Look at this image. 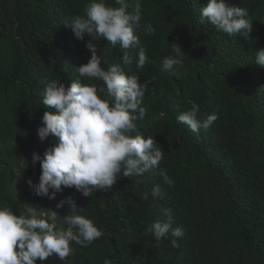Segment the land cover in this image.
<instances>
[{"label":"trees","instance_id":"16d2710c","mask_svg":"<svg viewBox=\"0 0 264 264\" xmlns=\"http://www.w3.org/2000/svg\"><path fill=\"white\" fill-rule=\"evenodd\" d=\"M126 2L129 12L140 4L134 26L140 45L124 50L100 38L97 54L103 68L120 64L141 83L151 81L142 104L145 117L131 134L154 138L163 151L160 167L173 185L149 171L121 176L90 198L74 187L62 186L52 200L32 192L27 181L36 183L41 174L32 153L43 156L56 142L37 135L44 111H52L41 92L50 80L66 87L74 80L98 88L103 83L78 72L90 59L91 37L80 41L63 25L71 16H84L88 0H0V207L19 215L27 202L64 215L68 205L56 206L72 196L103 235L87 247L73 242L67 264H264V69L255 64V52L264 48V0H226L248 9L253 30L247 40L200 22L208 0ZM107 3L119 7L115 0ZM148 22L153 35L145 34ZM174 43L183 66L165 71L162 60L175 55ZM140 47L148 56L142 69L136 65ZM124 51L132 63H122ZM189 100L199 105L201 118L215 112L218 120L199 133L177 122L191 108ZM157 184L162 198L152 196ZM167 208L173 227L184 232L176 248L171 237L156 241L144 235L151 223L166 219ZM44 264L56 262L48 258Z\"/></svg>","mask_w":264,"mask_h":264},{"label":"clouds","instance_id":"9594fccd","mask_svg":"<svg viewBox=\"0 0 264 264\" xmlns=\"http://www.w3.org/2000/svg\"><path fill=\"white\" fill-rule=\"evenodd\" d=\"M115 3L119 7L109 6L107 0H88L84 16L74 15L63 23L78 40L85 41L86 34L91 37L86 41L90 59L78 67V72L80 77L101 81L103 86L98 88L95 83L74 80L66 87L62 82L50 80L41 92L43 105L52 111H44L37 135L41 141L51 136L56 142L43 156L36 151L32 153V165L39 162L41 174L38 182L29 179L27 183L37 196L52 200L63 191V186L74 187L90 198L93 193L110 190L121 176L131 178L149 171L161 176L169 186L174 183L160 167L163 151L154 138L131 134L136 130V122L145 117L142 104L151 81L141 83L136 74L127 75L120 64L105 69L97 54L95 42L100 38L124 50L140 45L139 37L134 34V26L141 19L140 4L129 12L126 0ZM205 21L218 32L245 40L253 30L248 9L229 6L226 0H208L200 8V22ZM144 31L146 35L155 33L150 22L145 24ZM175 45V55L162 60L165 71L183 66L181 48ZM147 62L146 51L140 47L137 68H144ZM122 63H132L127 51L123 53ZM255 64L264 69V48L255 52ZM188 103L191 108L176 119L192 132L208 129L218 120L215 112L201 118L199 105L192 100ZM152 196L162 198L159 184L153 186ZM147 198L145 194L144 199ZM64 204L69 207L64 215L53 210L41 211L27 202L20 205L23 210L19 215L11 207H0V264H37L38 260L44 264L53 256L67 264L66 258L75 253L73 242L87 247L103 235L92 220L80 214L83 207L72 196L61 200L56 207ZM163 214L166 219L151 223L144 235L151 234L156 241L171 237L172 247H179L177 240L183 237V229L173 227L171 208L164 209Z\"/></svg>","mask_w":264,"mask_h":264},{"label":"rangeland","instance_id":"374dc122","mask_svg":"<svg viewBox=\"0 0 264 264\" xmlns=\"http://www.w3.org/2000/svg\"><path fill=\"white\" fill-rule=\"evenodd\" d=\"M18 192H19V194L21 195V189L20 188H18ZM25 203V202H24ZM23 204V203H22ZM51 258V260H53V261H55L56 262V264H60L62 261H60L58 258H56L55 256H53V257H50Z\"/></svg>","mask_w":264,"mask_h":264}]
</instances>
